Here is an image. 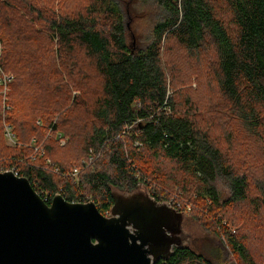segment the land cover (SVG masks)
Returning a JSON list of instances; mask_svg holds the SVG:
<instances>
[{
    "label": "trees",
    "instance_id": "obj_1",
    "mask_svg": "<svg viewBox=\"0 0 264 264\" xmlns=\"http://www.w3.org/2000/svg\"><path fill=\"white\" fill-rule=\"evenodd\" d=\"M153 1L161 15L151 41L135 49L112 0H0V78H11L3 95L0 86V172L26 178L47 204L55 194L91 200L106 216L110 188L142 185L167 203L179 189L177 212L188 219L212 227L222 212L240 225L233 234L217 227L220 250L225 244L234 260L221 252L212 261L188 247L154 264H264V177L251 174V183L235 164L254 158L248 145L264 152V0ZM167 57L207 66L214 98L249 135L246 147L235 150L225 136L223 150L189 97L174 82L169 92L167 71L176 66ZM5 125L15 147L5 145ZM44 129L51 134L43 152L30 156L27 145L38 146ZM86 157L96 159L79 164ZM218 183L228 190L224 200Z\"/></svg>",
    "mask_w": 264,
    "mask_h": 264
},
{
    "label": "water",
    "instance_id": "obj_2",
    "mask_svg": "<svg viewBox=\"0 0 264 264\" xmlns=\"http://www.w3.org/2000/svg\"><path fill=\"white\" fill-rule=\"evenodd\" d=\"M110 190L106 216L60 194L47 204L26 178L0 172V264H154L188 248L183 213L142 185Z\"/></svg>",
    "mask_w": 264,
    "mask_h": 264
},
{
    "label": "rangeland",
    "instance_id": "obj_3",
    "mask_svg": "<svg viewBox=\"0 0 264 264\" xmlns=\"http://www.w3.org/2000/svg\"><path fill=\"white\" fill-rule=\"evenodd\" d=\"M118 7L121 15H122V23L124 25V35L126 39V43L131 48H143L151 41V33L154 23L160 17L161 12L157 8L156 4L153 0H112ZM166 59V56H165ZM171 64H174V70L170 69L167 71V83L170 89V93H172L171 86L174 82L175 90L178 92L184 93L189 97V100L192 101L194 106L198 111L199 122L201 123V127L203 129L207 128L208 134L212 135L211 137L216 138L218 143L221 145L223 150H228L227 144L223 143L221 138L227 136L229 137V146H236L235 150H241V148L246 147L247 143V131L244 129L242 124L234 120L233 117L229 113V107L223 103V101L218 100L217 96L214 98V90L211 89V83L208 84L209 76L207 75L206 68L202 62L199 63H190L189 61H174L173 58H168ZM180 63L188 64L180 65ZM178 64V65H177ZM190 64V65H189ZM171 67V68H173ZM10 77H1L0 78V86H2V95L5 93V83L10 81ZM171 85V86H170ZM181 100V99H180ZM214 111V112H212ZM210 112L214 113L213 117L210 116ZM221 114V115H219ZM58 116H56L57 118ZM215 119V120H212ZM51 132L47 130L41 131L42 139L40 143L37 145L32 144L30 142L27 147L30 145L33 146L34 150L29 155L33 157L36 156L37 149L42 151V146L45 144L46 139L49 138ZM231 134V135H230ZM4 136H5V145L9 147L16 146V140L11 134L10 128L6 125L4 126ZM221 139V140H220ZM54 140H58V146H63L66 141L62 137L59 136V133L54 135ZM65 140V141H64ZM254 142V141H252ZM37 144V143H36ZM138 143L134 144V147H137ZM251 145V144H250ZM21 145H18L20 147ZM247 155L251 154L252 159L249 157H242V159L238 160L236 164V169L239 172L245 171L247 174H250L251 183L255 181V177L258 179L264 177V152L262 148H260L259 144L253 143V145H248ZM24 149H26L24 147ZM30 149V148H29ZM43 152V151H42ZM45 153V150H44ZM35 154V155H34ZM28 155V156H29ZM237 157V155H235ZM240 156V155H239ZM96 157H91L89 160L88 157L80 160L81 162H89L94 161ZM249 163V164H247ZM44 164V163H43ZM49 164V163H48ZM73 167H77L72 164ZM239 168V169H238ZM77 169V168H76ZM73 172V170H72ZM73 174L72 176L75 178L78 175ZM254 174V175H251ZM181 179V178H178ZM253 180V181H252ZM217 191L219 192V196L221 200L226 199L229 196L228 190L225 185L217 184ZM149 193V192H148ZM192 199H196L195 193H191ZM87 197V193L85 195ZM182 198L181 192L179 189H175V191L169 194V203H173L176 198ZM162 201L164 197H161ZM183 199V198H182ZM91 201V200H89ZM161 202V201H160ZM165 202V200L163 201ZM169 204V205H171ZM184 206V205H182ZM181 206V207H182ZM186 209V207L184 206ZM191 208V206H190ZM243 213V212H241ZM244 215V213H243ZM216 223L213 224L212 227H208L206 224L202 225L201 223H196L191 219L186 218L183 223L184 230L190 235V242L188 243V247L195 252L196 254L202 255L206 258L211 259L212 261L221 260V252L228 256L230 259L234 260L230 255V251L225 247L220 250L221 247V238L217 234L218 224L220 225L219 233H224V231L233 234L236 230L240 229V225L234 226L229 223L225 217L222 215V212H218L217 217L215 218ZM224 229V231L222 230ZM216 232L214 233V231ZM253 234V233H252ZM254 237V234H253ZM225 239V238H224ZM220 250V252H219Z\"/></svg>",
    "mask_w": 264,
    "mask_h": 264
},
{
    "label": "built area",
    "instance_id": "obj_4",
    "mask_svg": "<svg viewBox=\"0 0 264 264\" xmlns=\"http://www.w3.org/2000/svg\"><path fill=\"white\" fill-rule=\"evenodd\" d=\"M89 160H91V157H89ZM82 164H85V163H87V162H81ZM13 174L15 175V176H17V173H15V172H13ZM73 174L75 175V174H77V169H74L73 170ZM169 204H171V203H169ZM174 210H176V211H178L179 210V207H180V205H179V203L178 202H176V201H174L171 205H170ZM185 207H186V212H189L190 211V205L189 204H185Z\"/></svg>",
    "mask_w": 264,
    "mask_h": 264
},
{
    "label": "flooded vegetation",
    "instance_id": "obj_5",
    "mask_svg": "<svg viewBox=\"0 0 264 264\" xmlns=\"http://www.w3.org/2000/svg\"><path fill=\"white\" fill-rule=\"evenodd\" d=\"M108 216V215H107Z\"/></svg>",
    "mask_w": 264,
    "mask_h": 264
}]
</instances>
